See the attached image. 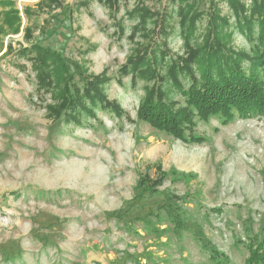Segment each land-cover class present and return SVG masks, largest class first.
Here are the masks:
<instances>
[{"label":"rangeland","instance_id":"374dc122","mask_svg":"<svg viewBox=\"0 0 264 264\" xmlns=\"http://www.w3.org/2000/svg\"><path fill=\"white\" fill-rule=\"evenodd\" d=\"M82 1L15 0L17 34L2 28L0 8V264H212L207 247L246 264L248 238L264 242V116L197 120L192 143L141 121L147 83L119 73L144 41L127 15L139 0H120L115 13ZM188 1L203 14L194 46L217 8L231 21L233 46L251 50L227 0ZM145 3L160 14L152 43L185 54L178 3ZM37 43L59 51L72 72L78 64L106 74L105 94L124 116L99 108L55 119L54 92L38 90L31 55L18 54ZM159 168L167 174L159 191L140 194V179H159Z\"/></svg>","mask_w":264,"mask_h":264},{"label":"trees","instance_id":"16d2710c","mask_svg":"<svg viewBox=\"0 0 264 264\" xmlns=\"http://www.w3.org/2000/svg\"><path fill=\"white\" fill-rule=\"evenodd\" d=\"M97 1L112 13L119 11L120 0ZM173 1L179 5L185 46L182 56L173 57L169 51H161L160 46L152 43L156 28L150 26L157 24L155 21L160 14L152 11L145 0H139L127 12L130 20L138 22L134 32L142 34L144 41L119 73L121 77L130 76L132 83L138 80L147 83L145 97L138 108L141 121L176 139L192 143L198 140L194 134L197 120L206 122L219 117L226 125L238 118L264 116V0H251L250 6L242 0H227L236 19L237 31L252 46L249 52L233 46L231 21L221 16L217 8L209 15L206 32L194 46L197 22L202 20L203 14L195 2ZM42 2L53 7L60 5L58 0ZM86 5V0L79 4L80 7ZM0 8L5 10L2 12V28L7 26L11 33H19L21 17L15 0L0 1ZM24 13L30 16L31 11L25 7ZM163 19L166 21L167 17ZM49 21L53 24L54 19L50 17ZM167 26L161 22L159 32L166 35ZM26 36L30 39L29 32ZM9 49L12 50L10 46ZM18 54L31 55L38 90L54 92L57 107H50V110L55 119L62 118L70 123L82 115L93 116V110L99 108L112 111L120 118L124 116L121 107L109 101L105 94L104 86L110 82L106 74L87 75L78 64H75L76 71L72 72L59 51L38 43L21 49ZM173 94L180 95L183 102L171 98ZM159 176L157 180L147 175L142 177L137 186L139 193L158 192L157 187L167 174L159 168ZM244 245L249 252L246 264H264V242L253 236ZM206 253L212 264H229L225 262L227 257L214 248L207 247Z\"/></svg>","mask_w":264,"mask_h":264}]
</instances>
